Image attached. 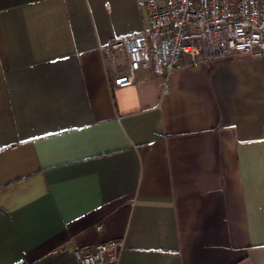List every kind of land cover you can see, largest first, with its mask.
Here are the masks:
<instances>
[{"label": "crops", "instance_id": "1", "mask_svg": "<svg viewBox=\"0 0 264 264\" xmlns=\"http://www.w3.org/2000/svg\"><path fill=\"white\" fill-rule=\"evenodd\" d=\"M145 1L0 0V264H264V57L116 87Z\"/></svg>", "mask_w": 264, "mask_h": 264}, {"label": "built area", "instance_id": "2", "mask_svg": "<svg viewBox=\"0 0 264 264\" xmlns=\"http://www.w3.org/2000/svg\"><path fill=\"white\" fill-rule=\"evenodd\" d=\"M143 5L145 32L100 47L112 62L116 52L125 55L126 67L112 80L116 87L129 86L139 71L150 70L166 92L167 77L183 57L190 64L233 54L264 57V0H146ZM95 230L101 232L103 225ZM121 251V241H109L76 250L74 256L79 264H105L116 262Z\"/></svg>", "mask_w": 264, "mask_h": 264}]
</instances>
